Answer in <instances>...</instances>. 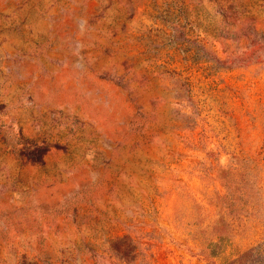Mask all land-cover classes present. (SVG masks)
Listing matches in <instances>:
<instances>
[{
	"label": "rangeland",
	"instance_id": "1",
	"mask_svg": "<svg viewBox=\"0 0 264 264\" xmlns=\"http://www.w3.org/2000/svg\"><path fill=\"white\" fill-rule=\"evenodd\" d=\"M264 264V0H0V264Z\"/></svg>",
	"mask_w": 264,
	"mask_h": 264
},
{
	"label": "trees",
	"instance_id": "2",
	"mask_svg": "<svg viewBox=\"0 0 264 264\" xmlns=\"http://www.w3.org/2000/svg\"><path fill=\"white\" fill-rule=\"evenodd\" d=\"M24 264H27V263H24ZM231 264H237V261H234L233 263H231Z\"/></svg>",
	"mask_w": 264,
	"mask_h": 264
}]
</instances>
